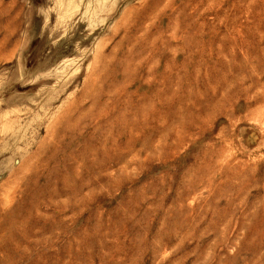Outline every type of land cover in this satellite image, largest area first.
I'll list each match as a JSON object with an SVG mask.
<instances>
[{"label":"rangeland","instance_id":"1","mask_svg":"<svg viewBox=\"0 0 264 264\" xmlns=\"http://www.w3.org/2000/svg\"><path fill=\"white\" fill-rule=\"evenodd\" d=\"M0 264H264V0H0Z\"/></svg>","mask_w":264,"mask_h":264},{"label":"bare ground","instance_id":"2","mask_svg":"<svg viewBox=\"0 0 264 264\" xmlns=\"http://www.w3.org/2000/svg\"><path fill=\"white\" fill-rule=\"evenodd\" d=\"M41 197V196H40Z\"/></svg>","mask_w":264,"mask_h":264}]
</instances>
